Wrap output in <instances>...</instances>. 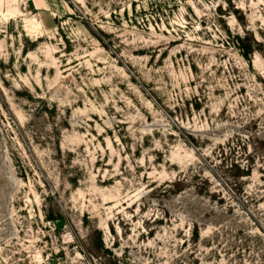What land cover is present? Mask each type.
Returning <instances> with one entry per match:
<instances>
[{"label":"rangeland","instance_id":"374dc122","mask_svg":"<svg viewBox=\"0 0 264 264\" xmlns=\"http://www.w3.org/2000/svg\"><path fill=\"white\" fill-rule=\"evenodd\" d=\"M0 264H264V0H0Z\"/></svg>","mask_w":264,"mask_h":264},{"label":"trees","instance_id":"16d2710c","mask_svg":"<svg viewBox=\"0 0 264 264\" xmlns=\"http://www.w3.org/2000/svg\"><path fill=\"white\" fill-rule=\"evenodd\" d=\"M237 42L239 44V49L240 52L242 54V56L246 59H249L250 55H252L254 53V51L256 50V46H258L260 43L253 38L252 42L247 41V38H242V37H237ZM172 187H178L180 185V181H176L170 184ZM195 234L196 236L199 237L200 232L199 229L196 227L195 230Z\"/></svg>","mask_w":264,"mask_h":264}]
</instances>
